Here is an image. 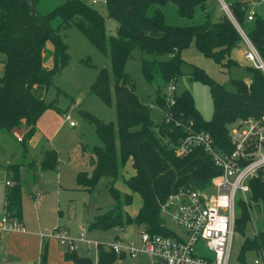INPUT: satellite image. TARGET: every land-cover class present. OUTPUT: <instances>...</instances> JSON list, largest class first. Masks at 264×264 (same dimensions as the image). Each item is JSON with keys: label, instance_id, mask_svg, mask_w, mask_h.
<instances>
[{"label": "trees", "instance_id": "1", "mask_svg": "<svg viewBox=\"0 0 264 264\" xmlns=\"http://www.w3.org/2000/svg\"><path fill=\"white\" fill-rule=\"evenodd\" d=\"M32 1L36 14L27 0H0V53L4 55V70L0 76V131H10L25 123L29 127L25 139L29 140L36 132L40 116L55 106V103L47 102L45 96L54 77L70 61L68 44L59 30L74 23L99 50L110 55L115 79L114 101L111 72L106 66L100 69L90 90L106 104L115 103L117 123L85 112L94 123L102 145L93 147L92 172L81 170L77 173V186L93 191L101 177H110L108 189L115 200L111 209L90 220L88 230L125 229L133 224L137 231L146 229L151 233L176 235L162 214V203L182 188L204 190L222 169L202 146L180 156L174 145L189 133L202 131L212 137L218 149L231 151L229 132L232 124L240 118H258L264 112V70L247 64L251 82L232 78L234 90L230 91L205 69L193 65L191 77L209 85L213 100V114L205 119L189 90L174 94L170 100L163 86L176 81L182 73L183 50L193 42L199 51L222 67L239 65L232 57V51L239 46L246 48V43L225 12L213 16L206 9L210 0H105L108 16L119 23L116 36H107L104 16L87 0H65L43 14L37 11V0ZM226 2L264 61V15L258 12L253 20H248L247 13L253 0ZM169 5H174L177 14L187 19H193L200 8L203 20L191 24L169 23L164 11ZM57 17L60 21L53 26L52 21ZM136 47L143 53L141 63L145 77L150 82H158L155 102L164 112L159 123L154 124L150 115L152 104L136 93L135 83L125 69ZM129 159L135 173L124 182L142 198L134 216L125 209L133 202V195L114 185ZM58 162L59 152L52 148L45 150L39 163L42 169L53 170ZM16 180L5 209L20 220L19 174ZM252 188L253 200L257 202L253 204L254 208L264 211V181L253 180ZM249 206L238 197L235 231L242 234L248 224H252ZM247 252L254 253L253 259L264 252V226L259 227L258 234L245 237L238 257L232 258L231 264H250L253 259L247 261ZM122 256L113 250L101 248L99 251L101 264H112ZM65 258L74 264H93V256L83 251L65 250Z\"/></svg>", "mask_w": 264, "mask_h": 264}, {"label": "rangeland", "instance_id": "2", "mask_svg": "<svg viewBox=\"0 0 264 264\" xmlns=\"http://www.w3.org/2000/svg\"><path fill=\"white\" fill-rule=\"evenodd\" d=\"M63 1L65 0H37V11L42 14L46 13ZM87 1L104 16L107 36H116L118 34L119 23L116 19L108 16L106 1ZM257 8L258 11L264 15V5L257 6ZM206 9L210 10L213 16L222 15L224 12L226 13L223 3H221L220 0L208 1ZM164 11L166 13V21L169 23L191 24L203 20V12L200 11V8L197 9V13L193 19L180 17L177 14L174 5L165 7ZM59 21L60 20L57 17L52 21V25L55 26ZM59 33L68 44L70 61L69 64L54 77V83L47 91L45 96L46 101L55 103V106L48 108L46 113L44 112L46 115L40 122L42 123L43 120L46 121L47 130L45 133L50 136L54 147L59 150L58 167L62 173V185H64L61 187L63 189L61 190L62 213L63 216L70 217V220L74 221L73 230L72 232L70 231V233L73 236H78L83 228V225H81L82 222H80V217L82 218L83 214L85 215L86 223L90 220V214L95 215L101 213L111 209L115 204V200L108 189L111 178L107 176L100 178L93 192L86 189H80L75 182V188L68 191L70 197L74 199H68L66 193L67 187L65 188V183H69L71 179L73 180V173L76 175L79 170L88 171L89 173L92 172L94 166L90 160L93 155V147L96 145H102V141L96 131L94 123L85 115V112H89L104 121H113L115 123H117V112L114 102L112 105H108L99 95L90 90L91 84L96 79L102 67L106 66L111 72L110 55L99 50L98 47L74 23L62 26ZM48 45H51L50 42ZM142 54L143 53L139 48H134L131 52V56L126 62L125 69L135 83L136 93L143 100L152 104L150 115L155 124L162 121L164 112L155 102L158 82L148 81L143 73L141 63ZM182 54L185 60L181 67L182 73L178 76L176 81H170L166 86H163V90L167 92L169 99H171L174 94H180L184 90H189L194 97L196 107L200 110L205 119H209L213 114V100L209 85L191 77L190 74L193 71V65H198L205 69L212 78L223 83L225 88L230 91L234 90L231 81L232 78L236 77L245 79V77H250L251 75L246 69V65L251 64L249 60H247V64H242L241 66H234L232 68L222 67L212 58L206 57L201 51H199L194 42L191 43L188 48L184 49ZM2 73L3 67L2 62L0 61V76ZM110 81L114 101L115 79L112 72ZM62 111H66L72 116V119L76 121L74 127H71L68 121H65L66 119L64 120L65 116L62 115ZM23 145L24 143L13 138L9 145L4 146L5 151L2 153L0 152V160L2 163L0 166V182L3 185H5L6 178L15 180L13 170H8L7 174V161L18 163L22 160L21 163L26 164L28 160H30L29 155L24 158L23 155L14 151L15 147H22ZM133 171L134 169L131 166L129 159L126 164L122 166L121 175L116 180L117 184L114 185L121 191L124 190L123 192L129 193L128 186L124 183V179L125 177L128 178L130 172ZM52 173L53 171H49L47 175ZM51 181L50 178H47V181L46 179L44 181L42 180L38 186H33L27 176H23L21 181L22 201L25 205V210H30L28 212L29 214L32 212L30 201L33 198L34 192L36 195L38 194V197L41 198L42 202H48L51 204L55 200L57 189L54 188V186L56 183L52 184ZM204 192H213V186L210 184L204 189ZM131 194L133 195V202L128 205V209H125L129 214L134 216L133 213L136 209H139L140 204L142 203V198L138 192L131 191ZM29 216L33 218L34 215L31 214ZM253 220L254 228L252 224H248L244 234L235 231L232 248V257L234 260L239 255L245 237L252 235L255 228L263 226V217L257 210H253ZM61 223H65L64 218H61ZM169 225L175 227L174 223L171 221L169 222ZM94 230L88 232L90 237L96 234V231ZM112 231V229L100 230L99 234L106 238H110ZM253 257V252L246 253V259L248 262H251ZM150 259L151 257L149 255L140 254L137 258L128 256L125 258L118 257L113 264H152Z\"/></svg>", "mask_w": 264, "mask_h": 264}, {"label": "built area", "instance_id": "3", "mask_svg": "<svg viewBox=\"0 0 264 264\" xmlns=\"http://www.w3.org/2000/svg\"><path fill=\"white\" fill-rule=\"evenodd\" d=\"M220 2L246 43V59L264 70V61L259 51L235 19L229 5L225 0ZM262 2L264 0H253L247 13L248 20L254 19L258 13L255 6ZM170 100H173L172 97ZM64 116L71 126L76 124L70 114L65 113ZM229 137L233 146L231 151L218 149L212 137L202 131L189 133L174 145L175 152L180 156L202 146L222 169L212 179L213 192L182 188L170 194L162 203V214L168 225L170 221L174 223L175 227L172 228L176 235L140 229L135 236L124 237L122 233L125 229L114 227L112 240L99 241L89 236L88 227H84L78 236H73L66 228L57 226L43 236L55 238L64 250L83 251L93 256V264H101V248L129 257L147 254L152 258L153 264H231L238 197L248 206L250 203H257L253 200L252 181H264V112L258 118L250 116L238 119L232 124ZM7 183L10 184V181ZM248 209L254 228L253 210L260 211L262 216L264 211L263 208L255 209L254 205ZM26 230L21 220L6 209L3 211L0 217V234ZM258 231L259 228H255L252 235L258 234ZM250 264H264V252H260Z\"/></svg>", "mask_w": 264, "mask_h": 264}, {"label": "crops", "instance_id": "4", "mask_svg": "<svg viewBox=\"0 0 264 264\" xmlns=\"http://www.w3.org/2000/svg\"><path fill=\"white\" fill-rule=\"evenodd\" d=\"M263 5H264V2L258 3L255 6L257 12L260 13V11H258L257 6L259 7ZM49 47L51 46L49 45ZM246 49H247V46L246 48H244L243 46H239L232 51V57L239 62V65H233L232 67L241 66L242 64H247V59L244 55ZM3 59H4V55L0 53V61L2 62V67L4 70ZM50 61L52 62V59ZM244 80L247 83H250L252 80V76L250 75V77H245ZM45 113H43L38 119L37 124H36V132L33 135V137L29 140L25 139V134L27 130L29 129V127L25 123H22L18 127H14L10 131H0V152L1 153L5 151L4 146L9 145L12 142V139L16 138L17 141L24 143V145L22 147H15L14 151L16 153H20L21 155H23L24 158H26L28 155L30 156V160H28L26 164H22L21 163L22 160H20L18 163H11L10 161H7L6 163L7 174H8V170L10 169L13 170L15 180H10L6 178L5 185H3L0 182V217L2 216L3 211L6 208L9 192L12 186L16 184L17 174L20 175V181H22L23 176L26 175L27 178L30 180V182L33 184V186H38L42 180L44 181L46 179L47 181V178H50L52 180L51 181L52 184L56 183L54 188L57 189L55 193L56 195L55 200L51 204H49L48 202H42L41 198L38 197V194L36 195V193L34 192L33 198L30 201L32 205V212L30 214L28 213L30 210L29 211L25 210V205L22 201V215L20 217V220L26 226L27 230L25 232L14 231V232H5V233L0 234V264H34L35 262H39L40 264H74L72 260H67L65 258V250L55 238H52V237L45 238L43 236V234L51 232L57 226L66 228L70 233V231L72 232L73 230V222H74L70 220V217L63 216V213H62L63 207L61 205V194H62L61 190L63 189L61 187H63L64 185H62V173L58 167L59 164L57 165V168L53 170L51 169L44 170L40 167L39 162L42 159L43 153L45 152V150L52 149V148L57 149L56 147H54L50 136L45 133V131L47 130L46 121L43 120L42 123L40 122L41 119L46 115ZM65 113L67 112L62 111L63 116ZM75 125L73 126L70 125V126L74 127ZM19 137H22V138L19 139ZM57 151L59 152L58 149ZM1 164L2 163L0 160V166ZM130 164L133 167L131 159H130ZM49 171L50 172L53 171V173L50 175H47ZM77 173L76 175H74L73 173V177H72L73 180L71 179L69 183H65V188L67 187L66 193H67L68 199L70 200L74 198L70 197V193L68 194V191L75 188L76 186L75 182L77 184ZM134 173H135V169L133 172H130L131 175H133ZM130 174H129V177L131 176ZM7 181H10V184H8ZM114 184L115 185L117 184L116 181ZM128 191L129 193H131V190L129 188H128ZM125 208L128 209V205H126ZM138 210L139 209H136L133 215H135L138 212ZM31 214L34 215L33 218L29 216ZM97 214L95 215L90 214V220L93 217H95ZM84 216L85 215L83 214L82 218L80 217V222H82L81 225H83V228L87 227L88 223L90 222L89 220V222L85 223ZM262 217L264 220V216ZM61 218L65 219V223H61ZM90 231L91 230H89V232ZM94 231H96V234L94 235L91 234L92 235L91 237L99 241H110L114 237L113 231L111 233L110 238L101 236L99 234L100 229H95ZM136 231H137L136 226L131 224L125 227V230L123 231L122 235L124 237H133L136 235ZM125 257L126 256H122L120 258H125ZM150 260L152 263L153 262L152 258Z\"/></svg>", "mask_w": 264, "mask_h": 264}, {"label": "water", "instance_id": "5", "mask_svg": "<svg viewBox=\"0 0 264 264\" xmlns=\"http://www.w3.org/2000/svg\"><path fill=\"white\" fill-rule=\"evenodd\" d=\"M28 2H29V4H30V6H31V11L34 13V14H36V8H35V6H34V4H33V1L32 0H27ZM222 18V17H221Z\"/></svg>", "mask_w": 264, "mask_h": 264}]
</instances>
